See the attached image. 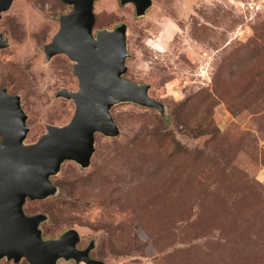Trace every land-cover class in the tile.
Instances as JSON below:
<instances>
[{"label":"rangeland","instance_id":"374dc122","mask_svg":"<svg viewBox=\"0 0 264 264\" xmlns=\"http://www.w3.org/2000/svg\"><path fill=\"white\" fill-rule=\"evenodd\" d=\"M71 6L13 0L1 12L0 90L27 115L25 143L74 113V62L44 46ZM93 34L127 24L123 77L164 110L112 106L119 134L95 133L88 167L65 161L57 193L24 203L43 238L74 228L105 264H264V0H96ZM0 264L17 263L0 259ZM56 264H87L59 259ZM94 264V263H92Z\"/></svg>","mask_w":264,"mask_h":264},{"label":"water","instance_id":"95a60500","mask_svg":"<svg viewBox=\"0 0 264 264\" xmlns=\"http://www.w3.org/2000/svg\"><path fill=\"white\" fill-rule=\"evenodd\" d=\"M13 0H0L1 12ZM71 5L63 14L57 32L44 46L46 59L65 54L74 62L78 90L61 88L57 96L72 99L75 108L64 125H46V132L36 141L25 143L29 131L27 115L17 94L0 90V259L17 262L25 258L29 264H56L59 259L77 263L105 264L92 260L90 250L95 242L79 249L78 232L68 229L57 238H43L39 224L46 215H26L25 201L47 198L57 193L50 180L65 161H74L85 168L94 153L95 133L107 137L119 134L111 115L112 106L131 102L143 107L164 110L160 101L148 94L150 85L123 77L127 71V24L112 29H99L93 34L96 0H62ZM131 3L135 15H145L152 0H119ZM7 39L0 33V48Z\"/></svg>","mask_w":264,"mask_h":264},{"label":"flooded vegetation","instance_id":"af4514ba","mask_svg":"<svg viewBox=\"0 0 264 264\" xmlns=\"http://www.w3.org/2000/svg\"><path fill=\"white\" fill-rule=\"evenodd\" d=\"M65 3V2H64ZM68 5V4H67ZM71 6V5H70ZM28 199V198H27ZM3 258H6V257H3ZM22 259V258H21ZM23 259H25V258H23ZM6 260H8L7 258H6ZM8 261H11V260H8ZM13 262H15L14 260H12ZM25 261H27L26 259H25ZM15 263H17V262H15Z\"/></svg>","mask_w":264,"mask_h":264}]
</instances>
